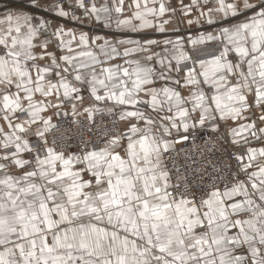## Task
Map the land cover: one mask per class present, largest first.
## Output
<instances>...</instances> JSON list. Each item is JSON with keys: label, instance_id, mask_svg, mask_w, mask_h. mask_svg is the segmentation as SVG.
<instances>
[{"label": "snow or ice", "instance_id": "1", "mask_svg": "<svg viewBox=\"0 0 264 264\" xmlns=\"http://www.w3.org/2000/svg\"><path fill=\"white\" fill-rule=\"evenodd\" d=\"M3 7L0 264H264V0L29 4L138 39Z\"/></svg>", "mask_w": 264, "mask_h": 264}, {"label": "crops", "instance_id": "2", "mask_svg": "<svg viewBox=\"0 0 264 264\" xmlns=\"http://www.w3.org/2000/svg\"><path fill=\"white\" fill-rule=\"evenodd\" d=\"M31 1V0H30ZM53 0H48V3H52ZM102 2L101 0H97V3ZM173 2H178V0H173ZM190 0H185V3H189ZM4 4H8L9 7L13 8V9H19L22 11H28L30 13L33 14H39V15H43L45 19H53L56 23L58 24H63L65 28H72L74 30H76L77 32L83 31V32H87L89 34V36H105L107 38H111L114 34L116 35L117 38H132V39H138L140 34L137 33H132L127 29H121V30H116L114 28V26L112 28H108L105 29L103 28L102 24H99L97 22H95L94 20L90 21L87 18L83 17L81 12L79 10H77V15L81 16V19L79 21H73L70 18H57L55 17V14L53 12H44V11H40V12H36L35 10H33L30 7H26L23 5V7L18 8V0H0V13H2L4 11ZM30 4V3H29ZM250 14V13H249ZM240 19H243V17H241ZM168 31L164 32V33H159V32H155L154 30H146L148 32L151 33L152 38H155L157 40H163L165 38L167 39H175L176 35H181V36H187L188 33L186 31H184V29L186 28L185 24H181L179 22V18H174L173 22L169 25L166 26ZM179 28L180 31L177 33L175 31H173L174 29ZM203 31H210L211 29L208 28L207 26H205L203 29H200ZM102 43V41H100ZM160 47H163V45H161ZM155 50H159L158 48ZM215 49L212 46H209L207 48H201L200 51H196L193 52L192 54L195 56H201L203 54L206 53H211L213 52ZM132 58H136V54H133ZM85 95V103H88L87 100V93H84ZM56 101H53V103H55ZM23 119V117H22ZM216 121H210L206 124V126L212 127L213 124H215ZM225 128L223 126L220 127V132H223V134L225 135ZM29 135H31V133H29ZM226 136V135H225ZM227 137V136H226ZM228 139H230L229 137H227ZM253 146H259L258 144H254ZM31 167V166H30Z\"/></svg>", "mask_w": 264, "mask_h": 264}, {"label": "built area", "instance_id": "3", "mask_svg": "<svg viewBox=\"0 0 264 264\" xmlns=\"http://www.w3.org/2000/svg\"><path fill=\"white\" fill-rule=\"evenodd\" d=\"M102 1V0H101ZM96 124L93 125V135L99 133L100 131H102V129L107 125L108 127L111 126L110 121L112 119H114L113 117H101V116H97L96 118ZM65 127L70 129L67 132V135L69 136H75L76 134H78V129L74 128L70 123L65 122ZM211 127L209 126H205V129H210ZM205 129H197V144H201L202 141L199 137H212V139H216L217 137H222L223 140L220 141V148L218 151H213L212 153H208L207 155V159L212 160V161H218V160H223L225 163H227V157L231 156L233 154V151L235 149V146L232 145L230 143V139H228L223 132H218L215 134H212L209 131H206ZM190 137H191V133H189ZM191 145V139L188 142L185 143H181L179 145H177V148H184L187 149L189 148ZM102 146V145H101ZM211 146V145H209ZM179 161L182 162L183 161V156L179 157ZM232 168L233 170H235V162H232Z\"/></svg>", "mask_w": 264, "mask_h": 264}, {"label": "rangeland", "instance_id": "4", "mask_svg": "<svg viewBox=\"0 0 264 264\" xmlns=\"http://www.w3.org/2000/svg\"><path fill=\"white\" fill-rule=\"evenodd\" d=\"M30 2V0H18V8L23 7V5L29 7Z\"/></svg>", "mask_w": 264, "mask_h": 264}]
</instances>
